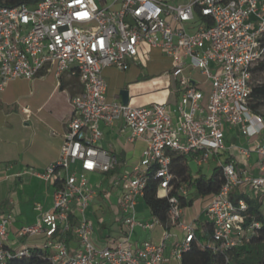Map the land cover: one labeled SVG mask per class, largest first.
<instances>
[{"label": "built area", "instance_id": "built-area-1", "mask_svg": "<svg viewBox=\"0 0 264 264\" xmlns=\"http://www.w3.org/2000/svg\"><path fill=\"white\" fill-rule=\"evenodd\" d=\"M152 48L172 60L173 101L133 106L120 98L108 100L103 69L138 65ZM261 62L264 0H0V91L10 80L31 81L48 73L58 85L65 73L80 85L71 97L72 114L57 160L35 172L54 182L53 206L43 210L36 203L35 222L21 226L17 237L43 235L42 249L51 251V264H164L170 239V257L179 261L198 226L182 220L180 199L170 195L173 157H188L200 167L215 158L223 183L202 211V233L209 225L212 234L204 246L229 261L259 226L255 221L244 226L247 199L264 207V107L254 112L249 105L253 69ZM196 71L211 84L207 98L193 76ZM117 122L127 129L128 142L146 145L139 161L114 178L120 186L121 239L98 247L86 215L96 195L88 175H106L115 167V155L99 142L103 127ZM233 127L253 142L226 158L225 130ZM253 153L257 158L251 163ZM150 170L158 179L157 197H168L170 203L166 224L137 216ZM177 192L185 200L192 197L184 185ZM12 223L11 213L0 217V264L13 253H29V247L13 250L7 244ZM136 227H161L162 238L133 243ZM70 236L76 238L75 247L68 244Z\"/></svg>", "mask_w": 264, "mask_h": 264}, {"label": "crops", "instance_id": "crops-1", "mask_svg": "<svg viewBox=\"0 0 264 264\" xmlns=\"http://www.w3.org/2000/svg\"><path fill=\"white\" fill-rule=\"evenodd\" d=\"M73 79L76 81H72ZM60 84L61 87H59ZM60 84L58 85L56 81L43 102L25 104L12 108L10 111L3 108L6 96L5 85L3 90L0 91V217L6 213H11L13 216L7 243L13 250L22 247L42 248L43 245L41 239L43 235L19 239L17 231L21 226L35 222L37 216L36 203H39L43 210H49L53 206L54 182L41 179L35 172L44 171L57 160L61 145L64 142L67 122L72 114L71 97L80 90L77 78L68 73L62 76ZM106 97L108 99L107 92ZM119 98L118 94L112 99ZM128 102H130V97ZM5 105L7 106V104ZM226 132L233 133V137L238 135V138H242L248 146L253 142L243 136L237 127L226 129L225 142L228 147L224 156L226 158L238 153L237 148L230 144L232 142H229ZM127 136L128 131L124 128L123 123L117 122L103 127V137L99 142L100 147L115 155L116 159L118 155L126 154L127 162L124 163V159H121L119 170L121 172L117 175L129 169V167H133L139 161L141 152L146 145L142 140L128 142ZM256 158V154L253 153L250 162L253 163ZM105 176L107 174L92 173L88 175L90 183L96 190V195L86 209V215L93 223L91 239L98 247L117 244L123 231L119 221L118 197L120 186L113 175L110 176L107 183H102ZM116 182V190L111 189L109 183L115 184ZM209 199L207 197V202L203 205L200 213L208 204ZM98 212L101 213L100 216L102 217H105V213L112 214L114 222L119 221L118 229L114 231L107 226L108 224L104 220H96L95 215ZM72 215L78 216L75 209H73ZM202 215L203 213L200 217ZM137 216L142 219L151 217L150 210L143 202L142 197L138 199ZM182 220L185 221L183 213ZM190 221H195L198 230L203 231V221H199L197 217ZM99 227L101 230H99ZM136 228L131 236L133 243L145 239L160 241L162 238L163 229L161 227H155L151 231ZM170 230L175 234V237L181 238V232L177 228L171 226ZM141 233L145 235L141 237ZM172 241V239L167 241L165 256L168 260L164 264H179V261L170 257ZM68 244L70 247H75L76 238L70 236Z\"/></svg>", "mask_w": 264, "mask_h": 264}, {"label": "rangeland", "instance_id": "rangeland-1", "mask_svg": "<svg viewBox=\"0 0 264 264\" xmlns=\"http://www.w3.org/2000/svg\"><path fill=\"white\" fill-rule=\"evenodd\" d=\"M141 63L138 65L132 64L126 70H119L115 67L106 68L103 71V76L107 82V96L108 100H112L115 95H118L121 89H127L130 97V104L133 106L147 105L151 102L169 103L173 101V90L175 89V82L170 75L172 69V60L161 50L157 48L150 49L148 57L141 59ZM188 73V71L186 72ZM193 76L200 82L199 88L203 91L205 97L211 91V84L202 76L198 71L193 72ZM38 77L35 80H24L21 78L13 79L5 84L6 96L3 108H7L9 111L12 108L20 107L25 104H31L35 102H43L50 91L55 85L56 78L53 73ZM72 81H76L73 79ZM264 82V70L253 73L252 84L256 85ZM7 104V106L5 105ZM227 137L231 145L236 148L248 149L249 146L238 135L233 137V133L226 132ZM238 139H237V138ZM124 159V163L127 162L126 154L117 156L116 173L118 174L121 168V159ZM223 161V156H220ZM190 170L193 175L199 173L205 176H211L214 167L217 166L215 158H210L208 164L202 167L198 166L194 160L188 161ZM131 169V167H129ZM111 175L105 176L102 183H107ZM111 189L116 190L117 182L110 184ZM193 202L191 205L183 208V219L190 221L193 218H198L199 221H203L205 217L200 213L203 205L207 202V197L193 195ZM107 214V215H106ZM98 212L95 215L96 220H104L107 226L114 231L118 229L119 221L114 222V216L110 213H105V217L100 216ZM200 217V218H199ZM138 229V228H136ZM99 230L101 228L99 227ZM145 234L141 233V237ZM44 243L45 239L41 237ZM254 251H263L264 247L261 245H252ZM176 264V263H175Z\"/></svg>", "mask_w": 264, "mask_h": 264}, {"label": "trees", "instance_id": "trees-1", "mask_svg": "<svg viewBox=\"0 0 264 264\" xmlns=\"http://www.w3.org/2000/svg\"><path fill=\"white\" fill-rule=\"evenodd\" d=\"M264 70V62L259 63L253 73ZM252 73V75H253ZM62 85L60 84L59 87ZM249 105L251 110L259 112L264 107V82L252 85ZM189 158L176 155L172 160V169L174 172L173 189L170 195H176L180 199V206L185 208L191 205L193 197L185 200L177 192V187L184 185L189 189L190 194L197 196L210 197L216 193L222 183L223 176L220 166L213 169L211 176L207 177L204 174L193 175L189 164ZM107 175H113L115 178L116 166L110 170ZM158 179L155 178L154 171L148 173V180L143 190L142 200L149 208L151 216L157 217L163 224L167 223L168 210L170 203L168 197H157ZM248 210L245 217L244 226L247 228L251 222H258L259 226L251 229L248 234V241L231 253V259L225 261L224 255L218 251H212L204 246L207 239L211 236L212 230L209 225L205 224V232L197 230L196 239L192 240L189 248L182 252L179 264H264V250L254 251L252 245H261L264 247V207L259 200L247 199ZM51 251L48 249L29 247V253L24 256L12 254L8 258L6 264H51Z\"/></svg>", "mask_w": 264, "mask_h": 264}, {"label": "water", "instance_id": "water-1", "mask_svg": "<svg viewBox=\"0 0 264 264\" xmlns=\"http://www.w3.org/2000/svg\"><path fill=\"white\" fill-rule=\"evenodd\" d=\"M119 97L124 104L128 103V101H129L128 90L127 89H121L119 92Z\"/></svg>", "mask_w": 264, "mask_h": 264}]
</instances>
